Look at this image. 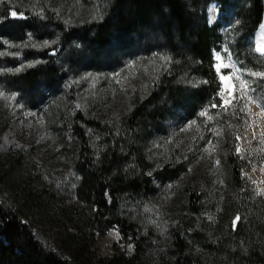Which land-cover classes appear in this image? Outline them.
<instances>
[{
	"label": "trees",
	"instance_id": "16d2710c",
	"mask_svg": "<svg viewBox=\"0 0 264 264\" xmlns=\"http://www.w3.org/2000/svg\"><path fill=\"white\" fill-rule=\"evenodd\" d=\"M16 1L0 3V41L23 44L24 56L37 52L42 57L3 76L10 91L18 96L41 87L38 93L41 97L46 89L41 83H50L49 79L57 75L55 62L73 42L77 47L75 54L86 53L85 61L90 63L85 66L91 69L112 59L113 54L102 53L111 47L112 41L125 55L135 42L150 45L152 42L145 33L152 32L157 33L153 51L161 54V59L153 60L154 69L159 71L150 70L149 77L142 79L143 91L139 82H134L130 108L116 118L115 127L121 129L124 138L111 142L114 130L106 129L109 119L102 115L97 104L86 112H69L56 95L43 105L47 129L56 132L55 135L65 132L69 136L67 141L58 136L62 147L58 157H64L77 175L76 206L62 204L53 184L44 182L42 166L25 163L22 154L0 157V264H153L152 260L154 264H264V196L255 194L244 183L242 172L248 166L235 152L233 129L238 119L234 118L236 113H230L229 106L221 109L224 131L219 139L216 166L225 197L211 202L209 209L211 182L206 175L212 170L203 173L204 184L200 188L197 177H191L193 180L185 185L178 178L185 165L172 159L170 166L166 163L153 172L154 177L171 176L167 182H177L162 242L154 244L151 236L143 235L138 225L119 211L120 197L137 199L140 195L144 199L153 193L151 177L145 174V155L139 138L147 132V120L152 117L153 121H162L167 106L177 117L189 119L214 95L217 99L220 83L212 53L221 44L222 25L220 21L207 23L206 7L214 2L217 10L224 13L231 0H111L99 18L80 27L40 5L37 9L41 8L43 15L33 14L34 9L25 7L32 0H19V4ZM57 1L49 0L50 8ZM263 11L264 0H242L238 18L245 36L251 35L260 24ZM12 12L17 16L13 17ZM48 25L52 30L42 37L53 39L52 46L38 51L31 49L34 33L44 31ZM115 59L122 60L121 55ZM186 73L195 77L193 86L183 85ZM34 98L31 94L27 96L29 103ZM3 114L0 111V134L6 127ZM91 134L100 139L97 143L93 141V146ZM41 220L60 229V235L65 237L61 242L65 249L62 253L44 247L35 238L34 228ZM110 229L121 235L123 246L109 256H100L94 242Z\"/></svg>",
	"mask_w": 264,
	"mask_h": 264
},
{
	"label": "rangeland",
	"instance_id": "374dc122",
	"mask_svg": "<svg viewBox=\"0 0 264 264\" xmlns=\"http://www.w3.org/2000/svg\"><path fill=\"white\" fill-rule=\"evenodd\" d=\"M2 1L6 0H0V3ZM32 1L29 6L25 4V7L34 9L33 14L43 15L41 8L37 9L40 5L49 13H54L57 17L64 18L78 27L99 18L101 11L109 2L111 3V0H65V2L59 0L53 8H50L49 0ZM18 2L20 3L19 0L16 1L17 4ZM230 4L228 11L224 13L215 12L211 6L207 19L212 23L217 16V20L222 25L221 44L212 53L214 70L220 83L217 99L215 100L214 95L210 102L203 103L189 119L177 117L172 108L167 106L165 112L163 109L162 113L166 116L162 121L156 122L155 119L153 121L152 117L147 120V132L141 133L139 138L145 155V174L151 177L153 193L145 196L144 199H140V195L139 199L129 196L120 197L119 211L129 216L138 225L141 233L151 236L154 244L157 245L166 238L170 222L168 209L174 198L177 182L175 180L169 182L171 176L160 177L165 178L163 181L154 177L155 170L166 163L170 166L172 159L175 163H183L185 171L178 176L179 183L187 185L193 180L191 177H197L196 183L199 188L204 184V180L201 179L203 173L212 170L206 175L211 182L208 208L210 209L211 202L221 200L226 195L223 191L224 187L219 185V174L216 171L217 155L220 152L219 139L223 137L221 133L224 131L220 118L223 107L229 106L230 113H236L234 115L237 118L236 116L234 118L238 119L233 132L235 152L247 162L248 166L242 172L244 183L255 194L264 196V77L253 75V73H264V54L256 51L258 45L264 46V13L256 30L251 35L245 36V30L238 18L242 0H231ZM44 20L49 21L45 18ZM48 26L44 31L38 30L39 32L34 33L31 38V49L38 51L52 46L53 39L42 37L51 32L52 26ZM145 34L152 43L141 46V42H135L130 52L125 55L116 49V43L112 41L111 47L105 48L107 51L102 49L104 55L113 54L112 59L109 60L112 62L107 61L106 65L102 62L105 67L91 69L85 66L90 63L85 61L86 53L75 54L74 50L77 48L75 42L70 43L55 62L57 75L49 79L50 83H41V86L44 85L46 88L42 89L41 97L38 95L41 87L18 96L10 91L8 81L3 79L6 74L42 60L41 55L36 52L24 56L22 50L26 46L23 44L13 45L9 41H0V111L5 112L3 122H6V127L0 134V157L8 153L22 154L25 163L42 166L41 172L46 174L43 176L44 182L53 184L60 194L59 197H62V204L67 207L76 206L78 203L74 195V180H77V175L67 166L64 157H58V152L62 148L58 136H64L66 141L69 136L65 132L55 135L56 132L47 129L43 105L56 95L63 100L62 106H66L69 112L73 110L86 112L97 104L102 115L109 119L106 129L114 130L111 142L114 139L118 140L119 137L124 138L123 134H120L121 129L115 127L118 126L116 118L130 108L128 102L132 85L138 81L143 91L145 85L142 79L149 77L150 70L153 73L159 71L154 69L153 63V60L161 59V54L153 51L156 44L153 42L157 33ZM37 36H40V39H37ZM180 48L185 50L184 45H180ZM157 49L162 51L159 47ZM120 55L122 60L115 59ZM217 55L221 57L223 64L229 67H221L217 71V65L221 63L216 59ZM142 59L144 62L141 61ZM234 68L238 70L236 75L248 83L247 91L239 90V80L232 76ZM221 76H230L231 79L221 80ZM183 79L185 86H193L196 82L195 77L190 73L184 74ZM28 94L35 97L30 103L27 99ZM169 110L172 113H167ZM201 113L205 114L201 115ZM90 139L92 146L93 141L97 143L100 140H97V136L93 134L90 135ZM212 164L213 166L210 167ZM41 222L34 228L35 238L44 247L62 253L65 249L61 247V242L65 237L60 235V229L56 224L42 220ZM123 243L117 230L110 229L103 236L98 237L94 245L98 255L109 256L121 249ZM151 262L154 264L155 260Z\"/></svg>",
	"mask_w": 264,
	"mask_h": 264
},
{
	"label": "snow or ice",
	"instance_id": "6c2138e0",
	"mask_svg": "<svg viewBox=\"0 0 264 264\" xmlns=\"http://www.w3.org/2000/svg\"><path fill=\"white\" fill-rule=\"evenodd\" d=\"M11 15L13 17L17 16V13L16 12H12ZM256 51L264 54V46H261V45H258L257 48H256ZM216 59L218 61H221V57L219 55H217ZM221 67H229V65L227 64H223V62L221 61L220 64L217 65V71H219V69ZM237 69H233V72H232V76H234L237 80H239V90L241 91H247L249 89V85L246 81H244L243 79L240 78V76L236 75L237 73ZM254 76H259V77H264V73H253ZM231 79L230 76H221V80H229ZM205 113H201V115H204ZM237 219H239L237 217Z\"/></svg>",
	"mask_w": 264,
	"mask_h": 264
}]
</instances>
